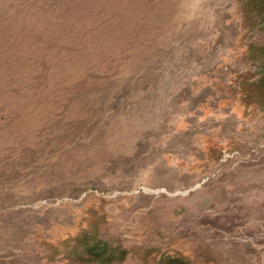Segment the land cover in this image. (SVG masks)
<instances>
[{"label":"rangeland","instance_id":"obj_1","mask_svg":"<svg viewBox=\"0 0 264 264\" xmlns=\"http://www.w3.org/2000/svg\"><path fill=\"white\" fill-rule=\"evenodd\" d=\"M98 239L264 264V0H0V264Z\"/></svg>","mask_w":264,"mask_h":264},{"label":"trees","instance_id":"obj_2","mask_svg":"<svg viewBox=\"0 0 264 264\" xmlns=\"http://www.w3.org/2000/svg\"><path fill=\"white\" fill-rule=\"evenodd\" d=\"M92 240V238H91ZM106 243L98 239L97 241H88L86 243L85 248H83L84 252L87 254V257H89L90 261H88L89 264H119L124 262V258L126 256V252H121L119 248H117L115 251L117 253H110L107 250L104 249ZM114 251V252H115ZM91 255V256H88ZM83 259H86L85 257ZM188 264L184 259L178 258V257H167L162 256L158 264Z\"/></svg>","mask_w":264,"mask_h":264}]
</instances>
